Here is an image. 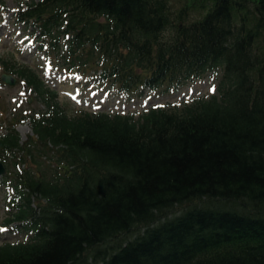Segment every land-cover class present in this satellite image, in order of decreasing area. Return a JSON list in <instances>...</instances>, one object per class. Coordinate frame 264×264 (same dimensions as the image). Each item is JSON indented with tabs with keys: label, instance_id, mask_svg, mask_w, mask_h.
<instances>
[{
	"label": "trees",
	"instance_id": "1",
	"mask_svg": "<svg viewBox=\"0 0 264 264\" xmlns=\"http://www.w3.org/2000/svg\"><path fill=\"white\" fill-rule=\"evenodd\" d=\"M16 20L57 70L126 96L221 76L182 106L69 115L6 65L42 109L2 124L4 224L25 236L0 264H264V0H40Z\"/></svg>",
	"mask_w": 264,
	"mask_h": 264
},
{
	"label": "rangeland",
	"instance_id": "2",
	"mask_svg": "<svg viewBox=\"0 0 264 264\" xmlns=\"http://www.w3.org/2000/svg\"><path fill=\"white\" fill-rule=\"evenodd\" d=\"M40 0H0V29L5 28L6 35L12 38L11 44H0V134L5 132L6 124H12L27 116L31 110L42 109V104L28 89L26 83L20 81L17 75L8 73L6 65H16L32 69L39 75L48 88L57 93L60 105L69 115L81 111L107 114H140L151 107L168 108L171 105L182 106L198 98H208L215 94L221 76L220 71H212L203 79L187 84L177 90L144 91L131 96L120 94L109 84L86 83L81 77L66 76L57 69L63 68V63L51 61L50 52L38 37V27L27 25L16 20V14L24 11L27 6ZM64 42L62 43V45ZM46 49V50H45ZM92 69H96L94 66ZM3 75L15 79L14 86L2 82ZM214 89V91H213ZM4 124V125H2ZM23 144L29 143L32 130L28 122L18 127ZM19 161V158H16ZM0 162L6 172L0 177V242L19 241L24 236L20 229L4 225L11 210V197L4 187L5 176L12 172L14 161L0 156Z\"/></svg>",
	"mask_w": 264,
	"mask_h": 264
},
{
	"label": "water",
	"instance_id": "3",
	"mask_svg": "<svg viewBox=\"0 0 264 264\" xmlns=\"http://www.w3.org/2000/svg\"><path fill=\"white\" fill-rule=\"evenodd\" d=\"M2 81L9 86H14L16 81L13 79L11 76L3 75L2 76ZM5 173V168L3 165L0 163V176H2Z\"/></svg>",
	"mask_w": 264,
	"mask_h": 264
},
{
	"label": "bare ground",
	"instance_id": "4",
	"mask_svg": "<svg viewBox=\"0 0 264 264\" xmlns=\"http://www.w3.org/2000/svg\"><path fill=\"white\" fill-rule=\"evenodd\" d=\"M11 41H12V38H10V37H8V36L6 35V30H5V28H4V27L1 28V29H0V44L5 43V44L10 45V44H11Z\"/></svg>",
	"mask_w": 264,
	"mask_h": 264
},
{
	"label": "snow or ice",
	"instance_id": "5",
	"mask_svg": "<svg viewBox=\"0 0 264 264\" xmlns=\"http://www.w3.org/2000/svg\"><path fill=\"white\" fill-rule=\"evenodd\" d=\"M213 91H214V89H213ZM3 231H5V229L0 228V232H3Z\"/></svg>",
	"mask_w": 264,
	"mask_h": 264
}]
</instances>
